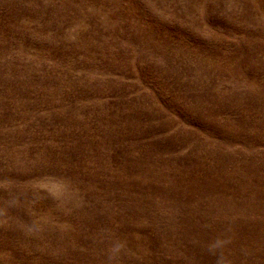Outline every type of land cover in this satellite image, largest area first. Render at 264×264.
Returning a JSON list of instances; mask_svg holds the SVG:
<instances>
[{
  "label": "rangeland",
  "instance_id": "obj_1",
  "mask_svg": "<svg viewBox=\"0 0 264 264\" xmlns=\"http://www.w3.org/2000/svg\"><path fill=\"white\" fill-rule=\"evenodd\" d=\"M0 264H264V0H0Z\"/></svg>",
  "mask_w": 264,
  "mask_h": 264
}]
</instances>
